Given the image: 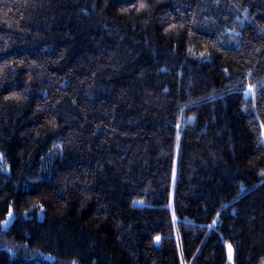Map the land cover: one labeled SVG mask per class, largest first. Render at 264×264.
<instances>
[{"label": "trees", "instance_id": "16d2710c", "mask_svg": "<svg viewBox=\"0 0 264 264\" xmlns=\"http://www.w3.org/2000/svg\"><path fill=\"white\" fill-rule=\"evenodd\" d=\"M73 262L264 264V0H0V264Z\"/></svg>", "mask_w": 264, "mask_h": 264}, {"label": "rangeland", "instance_id": "374dc122", "mask_svg": "<svg viewBox=\"0 0 264 264\" xmlns=\"http://www.w3.org/2000/svg\"><path fill=\"white\" fill-rule=\"evenodd\" d=\"M10 214H11V215H10ZM14 218H15V214H14L13 211H11V212L9 213L7 219H5V220L3 221V222H4V223H3L4 226H5V221H9V223L5 226V227H8V226L12 223V221L14 220ZM229 255H231V258L233 257V249H232V247L229 248Z\"/></svg>", "mask_w": 264, "mask_h": 264}, {"label": "snow or ice", "instance_id": "6c2138e0", "mask_svg": "<svg viewBox=\"0 0 264 264\" xmlns=\"http://www.w3.org/2000/svg\"><path fill=\"white\" fill-rule=\"evenodd\" d=\"M141 7H143V5H141ZM10 215H11V214H10ZM8 223H9V221H5V226H6ZM214 223H215V221H214ZM156 239L159 240L160 238L157 237ZM229 248H231V246H229ZM229 259H231V255L229 256ZM73 264H75V262H73Z\"/></svg>", "mask_w": 264, "mask_h": 264}]
</instances>
